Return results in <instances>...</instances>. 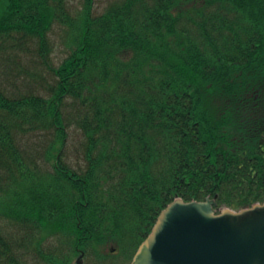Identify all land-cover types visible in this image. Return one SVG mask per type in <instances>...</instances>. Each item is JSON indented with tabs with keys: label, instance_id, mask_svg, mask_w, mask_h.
Instances as JSON below:
<instances>
[{
	"label": "trees",
	"instance_id": "1",
	"mask_svg": "<svg viewBox=\"0 0 264 264\" xmlns=\"http://www.w3.org/2000/svg\"><path fill=\"white\" fill-rule=\"evenodd\" d=\"M95 3L0 0V78L28 80L0 82V264L130 260L178 197L264 202V0Z\"/></svg>",
	"mask_w": 264,
	"mask_h": 264
},
{
	"label": "water",
	"instance_id": "2",
	"mask_svg": "<svg viewBox=\"0 0 264 264\" xmlns=\"http://www.w3.org/2000/svg\"><path fill=\"white\" fill-rule=\"evenodd\" d=\"M217 205L216 196L169 203L130 264H264V202Z\"/></svg>",
	"mask_w": 264,
	"mask_h": 264
},
{
	"label": "rangeland",
	"instance_id": "3",
	"mask_svg": "<svg viewBox=\"0 0 264 264\" xmlns=\"http://www.w3.org/2000/svg\"><path fill=\"white\" fill-rule=\"evenodd\" d=\"M95 9L94 12L95 13H100L103 11V9L107 6L108 2L110 0H95ZM81 6V0H70V7L71 10L76 11L78 10V8H80ZM51 35V43L53 44L52 47L54 48V51L52 53V61L53 63H55V65H59L60 62L68 55L69 53V47L66 44V38L63 36V32L59 27H55V29H53L50 33ZM27 61L29 62V60H24L22 65L29 67L30 68V64H27ZM22 77H16L15 75H10V74H5L2 75V77L0 78V82H1V86L4 89H7L9 92H19L20 90L25 92L28 91V80H27V75H21ZM78 134H71L70 136V141H69V156L71 158L70 159V163L73 164L74 162V166L77 164L76 160L77 159H82L79 158L78 153L75 151L76 148V140L78 139ZM27 142H30V140L28 139ZM31 142H35L34 140H32ZM54 242V241H53ZM52 243V242H51ZM50 244V242H49ZM51 245V244H50ZM115 247L114 250H111V247ZM108 248V253L110 254L109 258L106 260H101V263H99V260L93 256H86V264H128L129 263V259L126 258L125 256H123V253L118 245L114 242H109L107 245ZM75 259V258H74ZM31 259H29L30 261ZM34 262V261H33ZM30 264L32 262H29Z\"/></svg>",
	"mask_w": 264,
	"mask_h": 264
},
{
	"label": "flooded vegetation",
	"instance_id": "4",
	"mask_svg": "<svg viewBox=\"0 0 264 264\" xmlns=\"http://www.w3.org/2000/svg\"><path fill=\"white\" fill-rule=\"evenodd\" d=\"M5 224V223H4ZM6 225V224H5ZM6 226H8V225H6ZM112 249H114V247L112 248ZM38 254L37 253H34V252H32V251H29V252H27V251H24V253H23V255L22 256H24L23 258L24 259H31V258H39L38 256H37ZM34 261V262H33ZM29 262H32L31 264H39V260L38 259H31L30 261L29 260H26V262H25V264H30Z\"/></svg>",
	"mask_w": 264,
	"mask_h": 264
}]
</instances>
